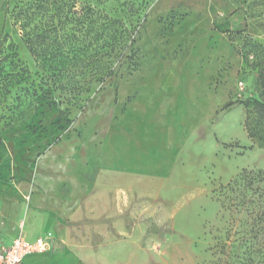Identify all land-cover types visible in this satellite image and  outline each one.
<instances>
[{"label":"rangeland","instance_id":"obj_1","mask_svg":"<svg viewBox=\"0 0 264 264\" xmlns=\"http://www.w3.org/2000/svg\"><path fill=\"white\" fill-rule=\"evenodd\" d=\"M33 1L0 0V187L52 249L264 264V0Z\"/></svg>","mask_w":264,"mask_h":264},{"label":"crops","instance_id":"obj_2","mask_svg":"<svg viewBox=\"0 0 264 264\" xmlns=\"http://www.w3.org/2000/svg\"><path fill=\"white\" fill-rule=\"evenodd\" d=\"M0 187V243L8 245L20 232L28 240H34L44 231L50 230L53 216L34 219L33 204L21 200L20 190ZM21 264H104L102 258L82 260L68 248L51 249L24 257Z\"/></svg>","mask_w":264,"mask_h":264},{"label":"built area","instance_id":"obj_3","mask_svg":"<svg viewBox=\"0 0 264 264\" xmlns=\"http://www.w3.org/2000/svg\"><path fill=\"white\" fill-rule=\"evenodd\" d=\"M239 84L242 85V82ZM51 249V242L47 236L28 240L20 232L10 244L3 245L0 243V264H21L27 255L50 251Z\"/></svg>","mask_w":264,"mask_h":264},{"label":"trees","instance_id":"obj_4","mask_svg":"<svg viewBox=\"0 0 264 264\" xmlns=\"http://www.w3.org/2000/svg\"><path fill=\"white\" fill-rule=\"evenodd\" d=\"M49 1L50 0H34L33 2L29 3L27 6L20 8L19 14L31 18L32 14H34L35 11L43 12L44 14L48 15L49 21L51 22L50 25H53L52 22L55 16H62L63 18H66L68 10H70V8L72 10L74 6L71 4L67 8L64 7V4H62V2H58L57 0H52L51 3ZM33 7L34 10H31V8ZM29 46L31 49V45ZM256 68H257L256 76H257L258 85L264 90V58L263 57L256 63ZM259 105L264 112V97L259 102Z\"/></svg>","mask_w":264,"mask_h":264}]
</instances>
